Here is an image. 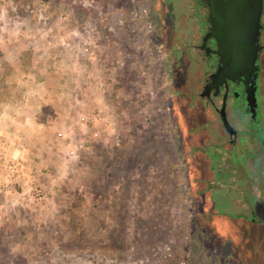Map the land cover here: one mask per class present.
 Here are the masks:
<instances>
[{
  "label": "rangeland",
  "instance_id": "rangeland-1",
  "mask_svg": "<svg viewBox=\"0 0 264 264\" xmlns=\"http://www.w3.org/2000/svg\"><path fill=\"white\" fill-rule=\"evenodd\" d=\"M192 3L0 0V264H264V155L199 97Z\"/></svg>",
  "mask_w": 264,
  "mask_h": 264
},
{
  "label": "flooded vegetation",
  "instance_id": "flooded-vegetation-1",
  "mask_svg": "<svg viewBox=\"0 0 264 264\" xmlns=\"http://www.w3.org/2000/svg\"><path fill=\"white\" fill-rule=\"evenodd\" d=\"M191 7H194L193 14L198 23V31L196 35L197 41L188 45V52L192 59L200 65L201 90L198 92L199 97L208 108L213 109L219 116L223 130L228 137V142L233 149L231 152L232 159L237 154V148L241 146V149L244 151H260V154L264 155V12L260 38L262 49L258 61L260 71L257 72L258 78L255 84L251 85V88L255 90L257 105L255 108H252L248 101V88L242 81L235 82L228 80L222 86L218 88L214 87L205 96H202L207 86L213 83L211 76L219 67L220 56L216 52L218 50L216 40L209 35L212 28L209 0H193ZM225 101L227 103L229 121L236 130V134L233 137L227 132L221 118L220 111Z\"/></svg>",
  "mask_w": 264,
  "mask_h": 264
},
{
  "label": "water",
  "instance_id": "water-1",
  "mask_svg": "<svg viewBox=\"0 0 264 264\" xmlns=\"http://www.w3.org/2000/svg\"><path fill=\"white\" fill-rule=\"evenodd\" d=\"M209 4L212 22L209 35L217 42L216 52L220 60L217 71L211 76L213 83L207 86L202 96L228 80L242 81L248 88L249 105L255 108L257 98L251 87L260 71L258 61L262 49L260 38L264 0H209ZM220 113L227 132L233 137L236 130L229 121L226 101Z\"/></svg>",
  "mask_w": 264,
  "mask_h": 264
},
{
  "label": "trees",
  "instance_id": "trees-1",
  "mask_svg": "<svg viewBox=\"0 0 264 264\" xmlns=\"http://www.w3.org/2000/svg\"><path fill=\"white\" fill-rule=\"evenodd\" d=\"M215 226L218 228L219 232L227 237L230 233H233V221L227 215H217L214 220ZM234 235V233L232 234Z\"/></svg>",
  "mask_w": 264,
  "mask_h": 264
},
{
  "label": "built area",
  "instance_id": "built-area-1",
  "mask_svg": "<svg viewBox=\"0 0 264 264\" xmlns=\"http://www.w3.org/2000/svg\"><path fill=\"white\" fill-rule=\"evenodd\" d=\"M80 121L82 122V124H88L90 119L87 116L83 115V116L80 117ZM59 136L61 138H65L67 136V134H65V132H60ZM84 147H85L84 143L79 141V142H77L76 149L74 150V148H73L72 153L75 154L79 149H82Z\"/></svg>",
  "mask_w": 264,
  "mask_h": 264
}]
</instances>
